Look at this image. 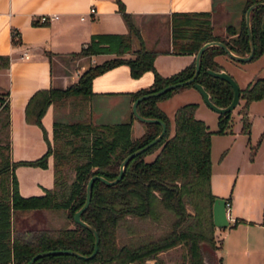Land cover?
<instances>
[{"label":"trees","instance_id":"1","mask_svg":"<svg viewBox=\"0 0 264 264\" xmlns=\"http://www.w3.org/2000/svg\"><path fill=\"white\" fill-rule=\"evenodd\" d=\"M252 1L243 0L238 25L226 23L225 34L212 31L208 10H173L169 18L170 49L195 52L203 41L215 38L223 40L236 53H246L250 45L245 9ZM116 2L126 30L92 31L77 49L70 51L71 57L93 52L113 54L89 63L76 80L65 86L34 89L24 104L25 119L42 128L46 140L44 151L32 158L11 160L8 138L0 141V264H23L35 251L52 247H70L89 253L94 234L73 217L74 210L85 198L88 177L93 173L114 177L121 158L160 130L159 121L141 119L143 129L132 135L131 123L136 117L132 111L123 119L94 120L88 110V99L92 93L91 79L96 73L120 62L128 64L132 76L151 69V82L129 91L131 98L193 73L194 59L167 75L159 73L153 63L155 50L146 44L132 12L124 8L121 0ZM32 21L37 22V18ZM249 24L252 58L264 51V3L251 7ZM218 52L225 50L216 43L202 48L193 80L202 83L212 101L223 105L232 96V86L228 80L206 69L222 67L214 57ZM50 53L47 50L48 56ZM8 60V54L0 52V66L7 65ZM185 83L192 84V80ZM173 87L144 96L136 103L139 113L164 120L165 130L160 137L129 157L121 176L115 181L108 182L99 177L91 181L89 200L80 217L97 231L95 252L90 256L67 251L48 252L36 256L29 264H142L150 258L153 262L147 264H166L158 252L177 244H182L185 250L180 264H203L205 253L209 259L215 256L219 261L220 256L215 253L216 224L211 210L215 196L210 188L212 130L195 114V100L177 104L170 120L157 100L168 96ZM263 94L264 75L239 86V98H243L240 130L249 133L248 103ZM0 97V112L4 113L3 123L7 128L8 101ZM49 103L56 106L68 103L72 111H81L67 119L54 118L51 139L46 136L41 122V115ZM228 122L229 110L219 112L215 131H226ZM250 146L252 154L255 144ZM48 154L53 155L52 184L39 193L19 192L13 167L17 163L45 165ZM69 170H73V177L65 185ZM33 210H51L62 213L63 218L58 224L46 222L41 226H24L28 213ZM159 220L167 221L159 232L146 230L141 224V221Z\"/></svg>","mask_w":264,"mask_h":264},{"label":"crops","instance_id":"2","mask_svg":"<svg viewBox=\"0 0 264 264\" xmlns=\"http://www.w3.org/2000/svg\"><path fill=\"white\" fill-rule=\"evenodd\" d=\"M121 1L124 8L132 12L146 44L155 50L153 63L162 75H167L190 62L195 54L194 51L176 52L170 49L169 18L173 10L210 11L212 31L219 34H225L228 19H230L228 22L238 25L242 13V6L240 9L237 2L234 4L232 0ZM90 6L93 8L90 9ZM41 13L56 15L40 20L38 16ZM33 18H37V22L32 21ZM12 29L15 30L13 34ZM125 30L126 24L117 8L116 0H0V52L9 56L8 64L0 66V96L8 101L6 131L11 160L35 157L46 148L41 126L27 121L24 117V104L32 91L49 85L65 86L76 80L79 72L89 63L113 54L93 52L71 57L70 51L77 49L88 38L90 32ZM47 50L51 52L50 56ZM214 57L227 70L224 62L232 59L231 56L226 52H218ZM253 58L241 60L250 61ZM152 77L151 69H145L138 75L132 76L125 62L96 73L91 79L92 93L88 99L91 117L94 120L101 118L99 121H108L109 115H116L118 119L127 117L132 111L133 99L129 91L150 83ZM181 89H189L192 94L190 100L197 102L194 112L204 119L202 114L198 113L204 101L199 90L189 85ZM181 89L174 90L168 96L157 100L171 121L172 115L162 105V101L179 93ZM5 90L7 92L2 93ZM94 102L96 104L100 102L102 105L97 107ZM64 105L56 106L49 103L41 115L42 126L49 139L52 138L54 115L56 112L59 115V108ZM176 105L177 103L171 107V112ZM73 112L78 115L81 111ZM47 114L48 120L44 122L42 119ZM204 121L206 122L205 119ZM134 123H136V135L143 129V123L137 116L132 119L131 128ZM33 124L38 125L40 129L32 128ZM260 147L261 142L258 141L254 156ZM227 152L228 149L223 154ZM249 160L252 161L251 163L256 161L255 157ZM52 162L53 155L48 154L45 165L31 164V171L39 176L35 180L39 190L36 192H43L44 187L52 184L54 178ZM17 164L13 167V172L18 191L28 192L23 188L27 189L29 184L25 183L23 186L24 178L14 170ZM257 170L249 172L238 183V191L232 190L227 196L223 192L213 190L210 177L211 191L214 195L224 196L228 202L226 205L228 223L215 226L218 237L215 253L220 256L219 264H264V220L262 219L264 161Z\"/></svg>","mask_w":264,"mask_h":264},{"label":"rangeland","instance_id":"3","mask_svg":"<svg viewBox=\"0 0 264 264\" xmlns=\"http://www.w3.org/2000/svg\"><path fill=\"white\" fill-rule=\"evenodd\" d=\"M234 4H238L239 8L243 5V0H232ZM238 8V9H239ZM239 9V11H240ZM233 18V17H232ZM230 19L227 20V22ZM226 22V23H227ZM224 62V65L227 67V71L235 78L239 86H243L246 82L252 80L258 75H264V52L259 56L251 59L250 61H242L236 57H230ZM242 65V66H241ZM193 86L192 84L181 83L175 85L172 89L179 90L185 88V86ZM195 87V86H194ZM193 88V87H192ZM197 89V88H196ZM191 93L189 89H181L179 93L173 94L171 97L164 99L162 105L165 109L172 115V108L175 103L179 104L183 101L190 100ZM174 103V104H173ZM243 103V98H239L238 102L229 110V122L228 129L223 132L215 131L217 127V117L219 111L208 105L205 101H202L201 106L199 107L198 113H201L204 119L207 122L208 128L212 130L211 134V143H210V159H211V171L210 177L212 179L213 190L218 192H223L226 196L230 195L232 190L238 191V183L242 181L249 172L256 171L262 166L264 161V94L257 99H252L248 103V117L250 120L249 133H246L240 130L242 123L240 108ZM95 106L99 107L102 104L100 102H94ZM72 112V113H70ZM54 115L56 119H67L74 117L76 114L71 110V106L68 103L62 108H59V115ZM48 114L43 117V121L47 122ZM4 113L0 112V141L7 139L6 125L3 123ZM13 119V118H12ZM101 120V118H97ZM108 121L118 120V116L109 115L107 116ZM32 128L39 130L40 127L36 124L32 125ZM143 126V125H142ZM136 133V123L131 128V134L135 135ZM247 136L249 139L247 140ZM261 142V147L257 154L254 156L256 146L258 144L257 140ZM255 144V148L252 154H250L251 146L250 144ZM228 152L223 154L225 151ZM155 151V150H154ZM153 151V152H154ZM152 153L147 156H151ZM255 157L256 161H252L249 158ZM31 164L19 163L14 168L16 172H19L24 178V184H29L27 189L23 188V194L30 193H39L36 191L38 183L35 181L39 178L37 174L31 171ZM258 171V170H257ZM73 177V170H69L66 178L67 185L69 180ZM29 181V182H27ZM190 208L189 204H186ZM63 218L62 213H56L51 210H33L30 211L27 215V219L24 221V226H41L46 222L52 224H58L59 221ZM146 230H153L154 232H159L163 229L166 224V220L159 221H141ZM217 236V235H216ZM218 242V237H216ZM184 247L182 244H177L169 248L160 250L158 255L163 259L166 264H180L182 257L184 255ZM146 262H153V259H147ZM146 262L142 264H147ZM138 264V263H132ZM203 264H219V261L214 256L209 259L208 254H204V263Z\"/></svg>","mask_w":264,"mask_h":264},{"label":"water","instance_id":"4","mask_svg":"<svg viewBox=\"0 0 264 264\" xmlns=\"http://www.w3.org/2000/svg\"><path fill=\"white\" fill-rule=\"evenodd\" d=\"M259 3H264V0H254V1L250 2L247 5L246 9H245V24H246V27H247V33H248L249 45H250L249 50L246 53L240 54V53H236V52L232 51L229 48V46L221 39L213 38V39L205 40L198 46V48L195 51V54H194V70H193V73L190 76H188V77H186L184 79L175 80V81H171V82L165 83L164 85H162V86H160V87H158V88H156L154 90H150V91H146V92L140 93V94H138L137 96H135L132 99L131 110L135 114V116H137L140 119H144V120H157V121L160 122L161 128L149 140H147L143 144L133 148L132 150L128 151L121 158V160L119 162L118 172H117V174L114 177L107 178L104 175L99 174V173H93V174H91L88 177V179L86 181L85 198H84L83 202L80 204V206L77 207L74 210L73 217H74L75 220H77V221L81 222L82 224L86 225L93 232V234H94V243H93L92 250L89 253L85 254V253L78 252V250H76L74 248H70V247L44 248V249H40V250H37L34 253H32L23 262V264H29L30 261L32 259H34L36 256L44 254V253H48V252L67 251V252L76 253V254L82 255V256H90V255H92L95 252V250L97 248V240H98L97 231H96V229L94 228V226L92 224H90L89 222L85 221L83 218L80 217L81 210L86 206V204H87V202L89 200L92 179L94 177H99V178H101V179H103L105 181H108V182H112V181H115L116 179H118L121 176V174H122L123 165L127 161V159L129 157H131L133 154H135L136 152H138V151L142 150L143 148H145L147 145H149L152 142H154L156 139H158L160 137V135L163 133V131L165 130V122H164L163 119H161L159 117H156V116L143 115V114L138 112L137 107H136V103H137V101L140 98H142L144 96H147V95H150V94L160 93L161 91H163V90H165V89H167L169 87H173L175 85H178V84H181V83H185V82H188V81L192 80V85L195 86L199 90L203 100L208 105H210L211 107H213L214 109H216L219 112L227 111V110H230V109L233 108V106L239 100V85H238L237 81L235 80V78L225 68H223V67H220V68L207 67L206 68L209 73H211L213 75L220 76V77L228 80L229 83L232 86V90H233L232 96H231L230 100L226 104H223V105L217 104L214 101H212L211 98L209 97L208 90L202 85L201 82H199L197 80H193V78H194V76L197 73L198 68H199V56H200L201 50L207 44H210V43L219 44L220 46L223 47L225 52L228 55L232 56V57H236V58H239V59H247V58L251 57V55L253 53V41H252V34H251L250 24H249V11H250L251 7H253L254 5L259 4ZM211 210H212V219H213V222L216 225H225V224L228 223V215H227V211H226V199H225L224 196L215 195L213 197Z\"/></svg>","mask_w":264,"mask_h":264},{"label":"built area","instance_id":"5","mask_svg":"<svg viewBox=\"0 0 264 264\" xmlns=\"http://www.w3.org/2000/svg\"><path fill=\"white\" fill-rule=\"evenodd\" d=\"M93 7L92 6H90V9H92ZM51 16H54V15H56V14H50ZM50 15L48 14V13H41L39 16H38V18L40 19V20H46V19H48L49 17H50ZM15 32V30L14 29H12V34ZM25 55H26V53H25ZM227 200H226V205H227Z\"/></svg>","mask_w":264,"mask_h":264}]
</instances>
